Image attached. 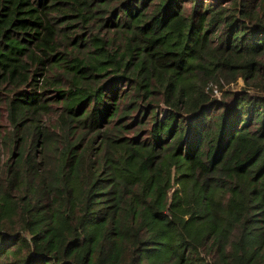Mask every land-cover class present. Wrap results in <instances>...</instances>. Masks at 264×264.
Wrapping results in <instances>:
<instances>
[{
	"label": "trees",
	"instance_id": "obj_1",
	"mask_svg": "<svg viewBox=\"0 0 264 264\" xmlns=\"http://www.w3.org/2000/svg\"><path fill=\"white\" fill-rule=\"evenodd\" d=\"M0 105V264H264V0H0Z\"/></svg>",
	"mask_w": 264,
	"mask_h": 264
},
{
	"label": "rangeland",
	"instance_id": "obj_2",
	"mask_svg": "<svg viewBox=\"0 0 264 264\" xmlns=\"http://www.w3.org/2000/svg\"><path fill=\"white\" fill-rule=\"evenodd\" d=\"M187 2H189V0H186ZM215 1H219V0H215ZM3 109V110H2ZM187 118L189 117V115H186ZM0 124H1V127H2V134H5V127L7 126L8 124V120L6 118V110H4L3 106L0 105ZM9 129H10V126H9ZM8 150L7 148H5L3 145H0V160L1 162L5 159L6 155L8 156Z\"/></svg>",
	"mask_w": 264,
	"mask_h": 264
}]
</instances>
